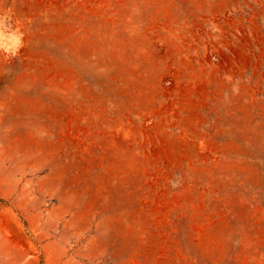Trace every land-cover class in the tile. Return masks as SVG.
Masks as SVG:
<instances>
[{
	"label": "rangeland",
	"instance_id": "1",
	"mask_svg": "<svg viewBox=\"0 0 264 264\" xmlns=\"http://www.w3.org/2000/svg\"><path fill=\"white\" fill-rule=\"evenodd\" d=\"M0 264H264V0H0Z\"/></svg>",
	"mask_w": 264,
	"mask_h": 264
}]
</instances>
